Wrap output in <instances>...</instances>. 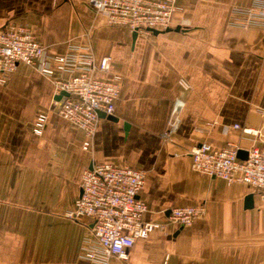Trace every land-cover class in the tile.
<instances>
[{
    "label": "crops",
    "instance_id": "1",
    "mask_svg": "<svg viewBox=\"0 0 264 264\" xmlns=\"http://www.w3.org/2000/svg\"><path fill=\"white\" fill-rule=\"evenodd\" d=\"M251 1L175 0L169 30L134 33L107 23L89 0H0V27L25 24L45 47L0 84V264H85L90 219L66 211L83 169L103 161L145 171L146 219L166 221L173 206H205L190 225L167 222L137 238L121 264H264L258 190L194 170L189 154L201 141L234 143L243 153L264 148V23L241 26L243 15L232 10ZM88 48L111 57L109 70L94 75L116 72L121 87L114 113L99 117L83 149L82 129L55 110L53 83L39 67L53 64L47 54ZM176 97L184 102L178 127L165 138ZM40 111L48 116L37 134Z\"/></svg>",
    "mask_w": 264,
    "mask_h": 264
},
{
    "label": "built area",
    "instance_id": "2",
    "mask_svg": "<svg viewBox=\"0 0 264 264\" xmlns=\"http://www.w3.org/2000/svg\"><path fill=\"white\" fill-rule=\"evenodd\" d=\"M89 4L105 16L107 23L127 26L136 32L165 29L175 9V0H89ZM232 10L243 15L238 22L241 26L264 23V0H252L249 5L235 6ZM44 51L45 47L27 25L10 23L0 27V84L9 80L19 62L32 65ZM46 57L53 64L41 65L39 72L51 79L56 94L62 90L67 93L58 113L82 129L81 146L88 149L100 117L98 112L113 114L115 111L121 75L116 72L106 77L94 75L96 70H109L111 57L106 54L97 58L89 48ZM180 83L186 86L183 80ZM183 103L180 97L173 100L162 132L165 138L177 129ZM47 116L45 111L36 113L32 125L35 133H42ZM234 126L240 127L238 123ZM240 128L257 133V129ZM189 154L194 170L255 187L264 207V148L254 146L242 158L234 143L219 148L201 141L191 147ZM145 178L143 169L112 161L92 163L83 169L80 192L66 216L79 222L90 219L81 253L85 264H121L119 261L127 258L137 238L163 229L167 222L190 225L205 212L204 204L194 203L170 207L166 221L146 219L148 205L139 196Z\"/></svg>",
    "mask_w": 264,
    "mask_h": 264
},
{
    "label": "water",
    "instance_id": "3",
    "mask_svg": "<svg viewBox=\"0 0 264 264\" xmlns=\"http://www.w3.org/2000/svg\"><path fill=\"white\" fill-rule=\"evenodd\" d=\"M149 29H150L153 33H158V32L163 31V30H169L170 28H169V27H166V28L163 29V30H159V29H156V28H149ZM176 29H178V27H176ZM133 32L136 33V31H133ZM66 94H67V93H66L64 90H62L60 93H57V94H56V96H55V100H57L56 107H55V110H56V111L59 110V108H60V106H61V104H62V102H63V100H64ZM98 113H99L100 116H104V115H106V114L104 113V111H99ZM246 154H247V151L243 153V151H242L241 149H238V155H239L240 157L243 158V157L246 156Z\"/></svg>",
    "mask_w": 264,
    "mask_h": 264
},
{
    "label": "rangeland",
    "instance_id": "4",
    "mask_svg": "<svg viewBox=\"0 0 264 264\" xmlns=\"http://www.w3.org/2000/svg\"><path fill=\"white\" fill-rule=\"evenodd\" d=\"M11 76H12V75H11ZM10 78H11V77H10ZM10 78H9V79H10Z\"/></svg>",
    "mask_w": 264,
    "mask_h": 264
}]
</instances>
